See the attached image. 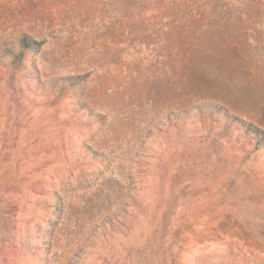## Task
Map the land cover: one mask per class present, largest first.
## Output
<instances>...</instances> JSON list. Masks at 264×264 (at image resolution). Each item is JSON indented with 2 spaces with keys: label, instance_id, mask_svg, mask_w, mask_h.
<instances>
[{
  "label": "rangeland",
  "instance_id": "obj_1",
  "mask_svg": "<svg viewBox=\"0 0 264 264\" xmlns=\"http://www.w3.org/2000/svg\"><path fill=\"white\" fill-rule=\"evenodd\" d=\"M152 2L0 0V264H264V0Z\"/></svg>",
  "mask_w": 264,
  "mask_h": 264
},
{
  "label": "trees",
  "instance_id": "obj_2",
  "mask_svg": "<svg viewBox=\"0 0 264 264\" xmlns=\"http://www.w3.org/2000/svg\"><path fill=\"white\" fill-rule=\"evenodd\" d=\"M164 1L165 0H153V2L151 3L152 6L156 5V4H160L159 6L161 7V5H164ZM175 2H172L171 4H174ZM133 5V4H132ZM167 8L163 9V7L160 8V15L162 16L161 20H165L164 21V26H167V31L165 32V38L166 39H174L176 37L178 38H182L183 33H182V29H183V25H187V24H191L193 23L196 19L193 17L194 15L191 14H186V13H180V11L178 9H174L171 13L166 12ZM183 16V17H182ZM186 16V17H184ZM167 17H171L170 19L167 20ZM198 21H201V19H197ZM40 42L35 41L34 39H32L30 36H23L20 40H19V46L22 48H34L36 46H39ZM20 55H22V53L20 52ZM82 77L80 75L77 76H71L69 77L70 80H72V84H79L80 83V79ZM208 105L209 103H203L200 105V108H202L205 105ZM212 104V103H211ZM218 106V105H216ZM207 107V106H205ZM203 107V108H205ZM261 131V130H259Z\"/></svg>",
  "mask_w": 264,
  "mask_h": 264
}]
</instances>
